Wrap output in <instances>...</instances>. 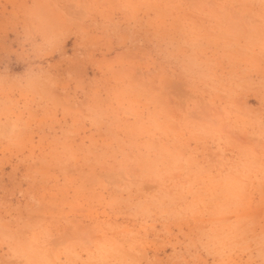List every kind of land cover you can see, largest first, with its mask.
<instances>
[{"label":"clouds","instance_id":"1","mask_svg":"<svg viewBox=\"0 0 264 264\" xmlns=\"http://www.w3.org/2000/svg\"><path fill=\"white\" fill-rule=\"evenodd\" d=\"M18 2L0 0V17L19 21L24 37L19 55L28 64L22 74L14 75L0 60V165L26 148L32 119L26 113L28 103L38 97L56 102L51 66L31 61L57 55L68 37L79 34L78 22L64 7L75 4L89 16L100 12L108 36L123 49L113 60L96 63L103 78L95 87L108 103L98 104L94 113L122 115L148 134L165 136L167 155L181 171L186 190L169 196V183L161 177V203L167 202L163 215L169 221L165 233L175 241L166 245L173 251L164 259L149 257L159 249L146 234H134L138 238L127 242L128 234L113 225L111 202L102 195H82L47 224L11 216L0 205V264H264V223L259 244L249 247L245 235L252 201L238 195L246 185L264 189V0H259V52L242 66L179 52L172 39L163 37L158 40L159 60L141 64L136 56L148 39L146 26L158 0H104L102 10L96 0H32V7L23 11L15 7ZM36 35L39 44L33 43ZM138 70L148 74L138 78ZM250 98L257 100L255 107ZM245 136L254 146L239 142ZM202 150L224 158L218 170L199 159ZM191 249L197 256L185 258Z\"/></svg>","mask_w":264,"mask_h":264},{"label":"rangeland","instance_id":"2","mask_svg":"<svg viewBox=\"0 0 264 264\" xmlns=\"http://www.w3.org/2000/svg\"><path fill=\"white\" fill-rule=\"evenodd\" d=\"M12 7L9 6V12ZM15 7L21 11L28 9L32 0H19ZM64 7L78 22L80 31L64 41L57 55L31 61L51 66L56 102L38 97L28 103L26 113L32 119L26 148L21 156L5 158L0 165V205L11 216L20 215L32 224H47L54 222L62 211H68L64 205L78 196L102 195L106 202H111L113 225L128 234L127 242L138 238L134 234H146L159 249L155 253L150 251L149 257L164 259L173 251L166 245L175 241L165 233L169 221L163 215L167 202L161 203V177L171 188L168 195L177 196L186 190L183 175L173 167L166 151L169 140L161 133L148 134L134 120L122 115L101 117L94 113L98 104L108 103L95 87L103 78L96 63L113 60L123 49L108 36L100 12L89 16L75 4ZM96 7L102 10L104 0H96ZM153 7L151 23L146 26L148 39L136 56L141 64L159 60L157 47L161 37L172 39L179 52L203 54L238 66L259 52V0H158ZM177 13L181 15L178 17ZM23 38L16 17H0V60L14 75L22 74L28 67L19 55ZM40 42L36 35L33 43ZM147 74L137 71L138 78ZM248 102L257 105L256 99L250 98ZM20 103L25 104L23 100ZM239 142L254 146L246 136ZM199 159L214 170L224 161L220 154L207 150H202ZM262 191L255 184L246 185L238 193L252 201L245 235L251 248L259 244L264 223ZM83 224L91 227L87 219ZM172 231L175 233L176 229ZM196 256V249L185 254L187 259Z\"/></svg>","mask_w":264,"mask_h":264}]
</instances>
